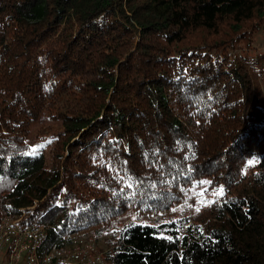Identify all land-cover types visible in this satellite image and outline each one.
<instances>
[{"label": "trees", "instance_id": "1", "mask_svg": "<svg viewBox=\"0 0 264 264\" xmlns=\"http://www.w3.org/2000/svg\"><path fill=\"white\" fill-rule=\"evenodd\" d=\"M0 14V219L24 210L23 222L44 224L48 250L127 209L167 211L183 185L206 176L223 186L222 199L196 214L187 205L153 223H111L105 259L264 264V106L228 145L212 137L214 124L200 131L195 120L213 72L247 78L246 89L250 69L264 68L260 54H230L264 21V0H0ZM53 36L58 50L36 51ZM43 52L61 65L50 78L39 73ZM86 63L99 78L90 88L109 102L89 116L65 106L61 152L48 163L27 142L30 124L53 79ZM130 93L131 105H120ZM253 148L260 160L249 166Z\"/></svg>", "mask_w": 264, "mask_h": 264}, {"label": "rangeland", "instance_id": "2", "mask_svg": "<svg viewBox=\"0 0 264 264\" xmlns=\"http://www.w3.org/2000/svg\"><path fill=\"white\" fill-rule=\"evenodd\" d=\"M7 18L0 14V29L6 31ZM244 42H237L240 46L237 49L230 51V54L235 56L243 55L248 53L251 57L257 59L258 54L264 56V21L258 28H252L248 30ZM49 37L48 40L44 41L42 47H37L36 51L43 50L45 47H50L57 49L53 45V41L56 38ZM138 39V38H137ZM137 39L134 44H136ZM249 40V42H248ZM250 43V44H249ZM249 44V46H247ZM53 45V46H52ZM56 45V44H55ZM119 48V47H117ZM230 49V47L228 48ZM58 50V49H57ZM134 47L131 48L129 54L132 53ZM127 52V51H126ZM211 55L219 53L218 49L213 48L210 51ZM44 52L42 53V69L39 73L44 72V75L50 78L53 76L55 71H58L61 66L56 60L51 61L48 59L44 61ZM123 58L121 59V61ZM260 65V64H259ZM256 66V69L251 68L248 72L249 82H245L246 89L243 87V81L247 78H242L238 76H232L229 79L227 74L222 71L224 69L217 70L213 72V84L210 85L207 100L201 103V108L195 120L200 126V131L203 127L209 129L212 124H214L215 132H213V138L222 145H228L237 138V134L242 133L246 126L249 115L256 114L261 111L257 109L256 106H264V68ZM78 73L68 74L63 80L58 81L53 79V83L50 87L54 88L58 95L52 97V91L48 98L44 100V109L41 111L38 117H36L30 124V136L28 139V144L31 149H40L43 151L45 158L48 163L51 162L54 154L61 152L59 139L62 136L64 130L61 111H65V106H75L80 107L82 111H90L88 113L82 112L83 114L91 115L93 108L101 107L109 102V95L104 92H98L89 85L93 79H99L98 76L93 75V70L87 63L85 66L79 68ZM116 76L119 72L115 69ZM111 70V71H113ZM69 72V71H67ZM76 73V74H75ZM114 74V72H113ZM73 83L79 85L80 90L77 91L73 87ZM127 95V94H126ZM119 104L122 106L131 105L132 94L122 98H117ZM57 147V148H56ZM249 158L260 160V155L253 148L249 153ZM258 163V162H257ZM201 181H210V184H202ZM232 188L230 186L227 191ZM216 184L212 179L206 176H196L195 179L188 185H183L181 193V200L174 204L167 211H140L138 208L127 209L123 213L119 214L115 218L109 220L108 223L100 225L94 229L87 230L86 238L94 240L102 249L108 247L106 236L108 231L111 230V223H116L117 230L120 229L125 223L129 221L140 222V223H153L154 219L168 214L170 210H173L176 214L183 215L184 209L188 205L190 211L196 214L199 211L207 209L214 198L222 199L226 191L222 196L216 195ZM199 208V211L196 209ZM187 226V225H186ZM95 230L99 231L96 234ZM110 234V233H109ZM0 264H4V258L0 255ZM21 264V263H20Z\"/></svg>", "mask_w": 264, "mask_h": 264}, {"label": "built area", "instance_id": "3", "mask_svg": "<svg viewBox=\"0 0 264 264\" xmlns=\"http://www.w3.org/2000/svg\"><path fill=\"white\" fill-rule=\"evenodd\" d=\"M20 215H5L0 219V255L4 264H110L104 257L109 247L102 249L86 238L87 231L64 236L66 244L43 250L46 236L44 224L23 222Z\"/></svg>", "mask_w": 264, "mask_h": 264}, {"label": "snow or ice", "instance_id": "4", "mask_svg": "<svg viewBox=\"0 0 264 264\" xmlns=\"http://www.w3.org/2000/svg\"><path fill=\"white\" fill-rule=\"evenodd\" d=\"M257 162H258L257 160L252 159V160L248 161V165L252 166V165L256 164ZM200 183H202V184H210L211 182L210 181H201ZM128 187H132V185H128ZM223 193H224V189H223V186H221L219 189L216 190L215 194L218 195V196H222ZM212 202H214V201H208L207 203H212ZM196 210L199 211V208H197Z\"/></svg>", "mask_w": 264, "mask_h": 264}]
</instances>
